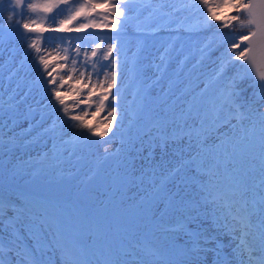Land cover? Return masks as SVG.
I'll list each match as a JSON object with an SVG mask.
<instances>
[{"label":"snow or ice","instance_id":"6c2138e0","mask_svg":"<svg viewBox=\"0 0 264 264\" xmlns=\"http://www.w3.org/2000/svg\"><path fill=\"white\" fill-rule=\"evenodd\" d=\"M231 9L235 11L234 15L221 20L220 16H217L213 12V8H219L221 3L209 4L208 0H193L196 11L200 13L202 17V24L206 29L215 28V39L208 46L212 48L213 45L217 50L223 49L219 59V64L214 76V82L223 81L224 87L221 90L219 97L209 101L212 110V119L209 121L206 118H200L199 113L196 116H191L190 113L181 111L180 118L183 119L187 116L192 121V127L195 128V133L189 130L187 133V147L188 162H184V153L181 150L179 160L177 164L165 172L161 173V180L166 183L163 188H160L156 182L153 183V187L157 190L151 195L147 190L144 191L142 201L147 202V208H144L141 204V210L145 214L150 213L151 219L156 221L158 227L165 232L171 233L177 237V239L183 241L182 246L175 251V260H169L166 264H204L199 259L200 255L205 252V245L215 243L210 237H206L198 227L194 228L192 225L199 221V216H186L180 211L181 206L184 204V198L181 191L177 189L173 192L168 189L169 183L175 187V181L181 179V173L185 176L191 174L193 177H200L201 172L207 174L211 172L212 167L218 169L219 162L215 158L212 161L205 160L196 167H190L194 163V159L191 157V152L197 150V155L213 156L218 152V148L223 147L225 144H232L233 153L239 144L248 139V128L251 124L254 129L256 125H259L260 135V158H261V190L258 193V201H254V211H250L248 207V191L247 187L242 185L239 189V197L242 202L239 217L232 216V220L225 224L226 228H229L230 237L235 241V247L233 248V255L239 256V264H264V0H223ZM5 4L7 7L5 8ZM64 5V8H61ZM105 6L109 7L111 12H114L117 18H128V12L131 8L128 6V0H113L112 3H108L105 0ZM98 5L92 0H84L82 3H77L76 0H0V23L6 25L9 31H18L20 29L25 30L21 33L25 39L29 40V47L36 53V58L39 60L40 65L43 66L44 73L52 77L47 83L53 85L51 89L52 96L62 106L63 111L67 114L69 112L68 105L65 103V99L60 95V89L64 87V77L61 76L57 80L56 76H53V71H49V63L45 59L43 54L44 49L37 46V40H42L43 28L39 31L34 25L39 22L41 25L48 19L53 25L57 23L56 16H48L53 9H60L61 12L67 10V20H76L78 17L83 16L84 19H88L90 12L95 11ZM7 12L5 16L3 13ZM33 16L31 20H26V17ZM104 19L107 20L108 16L104 15ZM212 20L220 21L213 25ZM235 22V23H234ZM65 20H60L59 24H64ZM114 25L121 26L122 22L113 21ZM89 24H81L80 27H89ZM106 26V25H105ZM228 28V32H224L223 29ZM240 30L242 34L237 35L236 31ZM33 35H29V34ZM61 42L63 37L59 38ZM99 47V45H97ZM116 48L115 44H109L107 50L103 53V58L108 59V56L112 54L113 49ZM82 51L80 47L76 48V53L79 54ZM85 57L87 56V50H84ZM91 55L95 57L97 52L92 50ZM69 57H64L65 63H67ZM72 67L68 68L65 75L69 80L72 79V74L77 71V60L75 57L71 60ZM115 63V62H113ZM84 67H87V63H84ZM96 75H100V71L105 67L100 66V70H96L95 63L92 65ZM235 69V71L229 75V70ZM80 77L87 79L89 83L84 87L88 88L87 95L81 99L73 101L74 105L78 106L81 103H86L91 106L92 90L97 85L91 84L90 76L86 77L85 72H79ZM106 78L110 75V81L107 82L105 91L99 96L96 102V110L100 111L105 107V102L109 96L113 97V103H110L108 107L111 109L108 112V116L111 119L108 124L111 125L112 121L117 119V105L116 94L110 90L116 87L117 73L112 71L106 73ZM78 83L80 81H77ZM247 82V83H245ZM241 84H245L241 87ZM99 85V82H98ZM103 87L104 85H99ZM208 85H205V89ZM69 91L79 92L82 90H75L69 86ZM117 92L119 89L117 88ZM87 113L85 112V115ZM83 116L72 115L71 120L79 122V127L84 128L87 125L83 122ZM164 117H161V121ZM184 127L189 128L188 120H184ZM92 129L89 128V131ZM243 133V135H241ZM107 133H101L106 135ZM194 141V143H193ZM180 143H184V139L180 138ZM168 147V140H164V148ZM231 156L227 157V165L231 166ZM136 174L135 166L133 165L132 171L129 173V183L135 185V180L131 179ZM215 175V173H212ZM143 183V180H141ZM138 187V186H137ZM131 190V189H129ZM161 191L164 195H161ZM19 200L10 197H0V221H13L16 215L19 213ZM232 221L235 223L233 224ZM13 223H4L5 231L9 228H13ZM187 237V240L184 238ZM95 244V239L92 233H88L86 236H81L79 239L73 242V246L79 249L81 252H87L90 246ZM14 249L7 247L3 251V255L0 256V264H16V257L13 254ZM259 252V255L253 258V252ZM245 254L248 255V259L244 260ZM131 252H126L124 256L115 255L106 258L103 264H128L125 257H130ZM12 257L9 261V257ZM190 257V259H189ZM221 258L217 253V264H220ZM68 264H93L90 259H84L75 262H68ZM96 264H101L99 260Z\"/></svg>","mask_w":264,"mask_h":264},{"label":"rangeland","instance_id":"374dc122","mask_svg":"<svg viewBox=\"0 0 264 264\" xmlns=\"http://www.w3.org/2000/svg\"><path fill=\"white\" fill-rule=\"evenodd\" d=\"M150 1L152 2V0H150ZM153 1L156 4H159L160 1H163V5H165V7H168L170 5V2L171 3L172 2L174 3V4H171L170 6L175 5L176 6V9L171 8L172 9L171 10L172 12H167L166 13L167 19H170L171 18V20H173V17H174V14H175V13H173L174 10L176 11V13H178L179 12V9L182 8L184 6V4H186V1H191V4L193 6L190 9L191 10V13L193 14L196 11V8L194 6L193 0H153ZM112 2H113V0H112ZM164 3H166V4H164ZM167 3H169V4H167ZM216 3H221L222 6H224L226 4V3L223 2V0H210V4H216ZM128 6H129V8H131L132 6H135V2L134 1H131V0H128ZM152 12H153V8L152 7H149V8H147L145 10V17L147 19L146 20L147 22H148V19L149 18L153 17V14H151ZM180 12H179L180 14L186 15L188 18H196L195 16L188 15L189 12H186V11H185L186 13H182V11H180ZM213 12L214 13L217 12L215 8H213ZM198 13L199 12L196 11L195 12V15L197 16ZM3 14L6 16L7 15V12L5 11ZM28 17L30 18L31 16H28ZM224 18H226V17H221V20H223ZM197 23L198 22L196 21L195 23H191V25L193 27H201V25L200 24H197ZM224 32H226V31H224ZM164 39H165V37L162 40H161V38L159 39L160 46H159V43H154V44L153 43H150V46L147 47L142 42V40L137 42L138 39L136 40L135 43L127 44L126 49H128L132 53V55H133V57L130 58V65L132 67H134L135 69H139L140 70V73H142V70L141 69L144 66H146V67L149 66V72L150 73L151 72L155 73L156 71L154 70V67L157 68L159 66V64H160V67H159V69H160L161 66L164 67L165 65H167L166 62H168V58H166V60L163 62L164 56H165V52L167 50L162 45V42L164 41ZM8 42L9 41L6 40V39H3L2 40V30H0V45L3 46V47H5V46L8 45ZM148 42H150V39H148ZM143 47H145V49L142 52ZM167 47H168V45H167ZM146 48H148V49H146ZM202 48H204L205 53H202L201 56L207 55L208 54V48H206L204 46H202ZM188 58H189V56H188ZM200 59L197 60V63H198V66H199L198 69H196L193 72L192 70H190L192 68V64H188L187 65V69L182 74V77L181 78L177 77V78H179L178 80L184 78V82L185 83H187V80H188L189 81V84H192V86H197L198 84L196 82H198V81L199 82H202V80L204 79V76H205V74L203 73L204 70H206L205 73L207 74V72L210 73L209 70L211 68H215V69L217 68V62L216 61H214L212 64L206 65V64H202V62H200ZM3 61H4V59L2 61L0 60V68H1L2 71H5L4 70L5 67L3 66ZM8 63H10V60H9ZM178 66H179V64H174L173 63V65H172L173 73L174 72L175 73H177V72L179 73L180 70H179V67ZM36 67L38 68V64L36 65ZM182 71H180V72H182ZM186 85H184L183 87H181V92L179 91V95H178V98H177V101H176V103L178 101H181V102L178 103V104H176L175 108L169 112L170 113V120H169V122L171 124L170 125V132H171L170 133V139H173L174 136H175V133L173 134V131L175 130L174 129V126H177L178 125V121L181 122V120H182L180 118V113H181V111L184 112V109H185V106H186V105L184 106L182 104H184V102L187 101L188 107H189V105H191V102H192V100L190 98H194L195 100H198L202 96V94L204 92V90H201L202 89L201 88V89H199L201 91H199V92L196 91V93H191L192 94L191 95L189 93V91L186 89ZM205 85H207V84H205ZM217 96L219 97V94H217ZM184 99H186V101H182ZM202 99H204L203 102H199L197 104V106H195V109H199V107H203V109H202L203 113L204 114H207L208 116H210L212 114V110H211V104L209 103V100H208L209 97H205V98L203 97ZM213 99H215V98H213ZM142 104H144V102H142ZM182 124H184V119L182 120V122L179 125H182ZM171 126H172V129H171ZM177 130H178V128H177ZM175 132L181 133V131H175ZM194 133H195V131H194ZM182 135H183V133H182ZM184 137H185V135H184ZM182 138H183V136H182ZM193 143H194V141H193ZM171 145H172V140H170V146ZM163 150L164 149H159V152L164 157L166 155V153ZM182 150H183V153L185 155L187 153V151L185 150V147L182 148ZM196 153H197V151H196ZM179 154L180 153L177 152L175 155L174 154L173 155H169V156H171L172 158H174L176 160V163L175 164H177V161L180 158ZM13 155H17V154L14 153ZM193 156H198V155L197 154H194ZM200 156H202V155H200ZM166 157H167V155L164 158L161 157V160L158 159L157 164L159 165L161 162H163L166 159ZM198 158H201V157H198ZM186 159H187V156L184 157V161H186ZM241 159H245V161L247 163H250V164H252V161L254 160L251 156L248 157V158L242 156ZM114 162H116V159L114 160ZM202 162H203V160L196 161L195 162V165L196 164L197 165L198 164H201ZM173 164H174V162L170 163L169 165L171 167H173L172 166ZM211 172L213 173V170H211ZM211 172H209V180L207 179V177L205 179H202V184L201 185H203V188L204 189H205L206 186L209 185L210 177H212ZM142 179H143V177H141V178H139L137 180V183L139 182V186H140V181ZM128 181L129 180H127V181L124 182V184H123V186L121 188V193H119V195L116 196V198L113 199V202H115V205H116V208L115 209L117 210V212L115 214L114 220L115 219L120 220L122 217H124L125 222H129V225L127 224L126 227H125L126 229L132 230L131 224H133L134 227L137 229L136 230L137 232L143 231V228H144V231H145L148 228L149 222H151L150 220H146V218L149 217V216H151V215L149 213L148 214H145V212H143V211L142 212L138 211L137 217L140 218V215L143 214L142 217L144 216V220H143L144 222H143V224H141L139 222L138 223L136 222V220H135L136 217H135V213L133 212L134 209H133L132 205H134V203H135L134 200L137 198V194L135 193V198H133V194H134L135 191L132 192V190H129V189H131V187H130V183ZM140 191H141V188L138 187V192H140ZM138 200H139V197H138ZM215 204H217V203L214 202V201H212V204H211L212 208H214ZM42 208L45 209L46 207L45 206H42ZM204 208H205V206L202 207V210L201 211H199V210H193L192 212H190V214H193L195 216H199V219L205 218L206 221H210L211 218H212V216H213L212 215V208H209V207L207 209H204ZM217 215H218V217L220 219H224V218L228 219L229 212L224 211L223 208L220 207V209L218 210ZM132 220H134L133 223H132ZM228 220L231 221L230 219H228ZM233 223H235V222H233ZM219 224H221V226L219 228H217V229H213L211 231V233H212V235L214 233L215 234H218V235H220V234L223 235L222 237L225 239L226 242H224L222 244H219L218 242L210 244L211 245V247H210L211 249L210 248L205 249V252L200 255L199 259L202 260L204 262V264H217V253H219V256L221 258L220 263L223 262L222 264H230V262H232V264H238L237 261H239V260L237 258L239 256L238 255H233V248L235 247V241H234L233 238L230 237V234L227 231V228H225L224 223L222 221H219ZM156 226L158 227V224L157 223H156L154 229L156 228ZM224 229L226 230V232H224ZM121 232H122V230L118 232L119 235H121ZM184 239L187 240V237H185ZM166 240H169V244H166V245H164V246L161 247L162 251L164 252V255L160 254L161 257L159 256V259H161V261L159 262L160 264H166L167 261H169V260H175V258H176L175 251L174 250H176L178 248L175 245H171L170 242H174V243L177 244L178 243L177 241H179L180 244H181V246L183 244V241L177 239V237L175 235L171 234V233L164 234V241H163V243H165ZM210 245H208V246H210ZM122 249H123V251H122L123 254H125L126 252H131L132 253V255L130 257H125V259L128 261V264H150V263L151 264H158L157 261H155L153 259H148V258H146V256H143V257L139 258L138 257V253L135 251L136 249H134V248H129V247H125L124 246ZM252 254H254L257 257L259 255V252L258 251L257 252H253ZM104 255L107 258L109 256V254H107V253H104ZM115 255H118V254L115 251L112 252L111 256H115ZM245 257H246V254L243 257L244 260H245ZM189 259H190V257H189Z\"/></svg>","mask_w":264,"mask_h":264},{"label":"trees","instance_id":"16d2710c","mask_svg":"<svg viewBox=\"0 0 264 264\" xmlns=\"http://www.w3.org/2000/svg\"><path fill=\"white\" fill-rule=\"evenodd\" d=\"M215 9L217 11L215 14L217 16H220V17H228L229 15H234L235 14V11L233 9H231L230 7H228L227 4H225L224 6H221L219 8H215ZM158 19L159 18H156L155 21H158ZM196 21L198 22L197 24L203 25L202 24V17L200 16V14L198 16H196V18H188V19L182 16V19L180 20V22H181L180 25L181 26H178V28L180 30L177 31L176 34L177 35L178 34H181V35L182 34H186L188 36H192V38L197 39L200 42V45L204 42V38L205 37H208V36H211L212 35L215 38V33L217 31L215 28L206 29L204 27V25L202 27H200V28L193 27L191 25V23H195ZM156 23L157 22H151L150 25H146L145 24V26H152L153 24H156ZM211 23L213 25H215V24L220 23V22L219 21H216V20H212ZM135 25H137L136 22H135ZM223 31L228 32L229 29L228 28H224ZM165 32L166 31H163V33H165ZM171 33H175V31L174 32H171ZM236 34L237 35H240L242 33L240 32V30L237 29ZM222 51H223L222 48L219 49V50H217L216 47L213 46V48L211 49L210 55H209V61H208V63L210 61H213V60H219L218 58L220 57ZM234 71H235V69L229 70V75H231ZM245 83H247V82H245ZM240 86L241 87H244L245 84H241ZM223 87H224L223 81H221L219 83H215L212 91L213 92H221V90H222ZM248 126H250V124ZM258 132H259V128L257 126L255 128V133H258ZM250 138H252V137H249L243 143L239 144L237 146V148H236L235 153H233V146H232V144H229L227 146H224L223 149H221L222 150L221 156L225 158V160H223L222 162L226 161V163L224 164V167L227 165V157L228 156H231V160H232L231 166H226L225 167L226 168V171H233V169L238 165V163L241 160L242 156L247 157V158L249 157L250 152L253 150L251 148V145H250V141L252 140V139L249 140ZM256 138H257V136H256ZM242 160L245 161V159H242ZM246 170L247 169H245V174L246 175H249V173ZM257 174H259V172H257ZM242 176H244V174H242ZM236 177H237V175H236ZM227 178H228V176H227ZM249 184L252 186L251 182ZM237 185H240V187H241L243 185V183L240 182L236 178V186ZM253 188L254 187H250L249 190H248V198L250 199V201H253V195L255 194V193L251 194V192H250V190L253 189ZM260 189H261V187H260Z\"/></svg>","mask_w":264,"mask_h":264},{"label":"water","instance_id":"95a60500","mask_svg":"<svg viewBox=\"0 0 264 264\" xmlns=\"http://www.w3.org/2000/svg\"><path fill=\"white\" fill-rule=\"evenodd\" d=\"M43 193L49 194V195H62L65 192L61 190L60 186H51L46 183L42 184V190Z\"/></svg>","mask_w":264,"mask_h":264}]
</instances>
